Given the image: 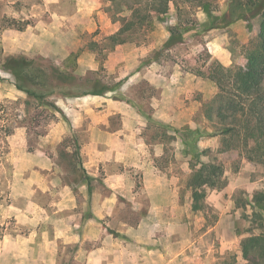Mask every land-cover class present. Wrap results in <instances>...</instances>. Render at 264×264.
Segmentation results:
<instances>
[{"label":"rangeland","instance_id":"1","mask_svg":"<svg viewBox=\"0 0 264 264\" xmlns=\"http://www.w3.org/2000/svg\"><path fill=\"white\" fill-rule=\"evenodd\" d=\"M134 1L0 0V264H88L105 241L117 259L158 249L165 264H246L242 239L264 229L247 203L264 191V163L224 150L204 113L220 91L210 67L244 65L260 18L210 28L198 3L180 0L109 50ZM230 1L215 0L214 13ZM214 160L223 184L195 202L192 165ZM160 177L165 196L150 199ZM155 202L163 209L148 214ZM89 206L112 212L89 228L94 240L81 227ZM51 226L68 239L33 235Z\"/></svg>","mask_w":264,"mask_h":264},{"label":"trees","instance_id":"2","mask_svg":"<svg viewBox=\"0 0 264 264\" xmlns=\"http://www.w3.org/2000/svg\"><path fill=\"white\" fill-rule=\"evenodd\" d=\"M183 1L198 3L209 18L210 28L220 27L221 20L229 25L238 19L260 18L257 39L247 47L244 65L224 66L216 62L210 67L208 77L220 91L208 102L204 113L207 119L220 125L217 130L223 137L224 150L241 149L251 161L264 163V0H231L223 16L214 13L215 0ZM134 3L127 4L130 15L122 16V25L105 38L104 47L112 50L135 39L138 32L153 24L154 17L166 15L172 7L180 10V0H135ZM18 28L22 30L25 25ZM168 29L173 43V36L178 35L177 26L170 25ZM93 45L101 46L97 41ZM106 90L93 93L102 94ZM223 173V163L216 160L203 162L199 167L192 165L190 184L195 202L204 197L205 186H222ZM247 203L254 208L255 218L250 222L264 220V191H256ZM241 246L246 264H264V229L244 237Z\"/></svg>","mask_w":264,"mask_h":264},{"label":"crops","instance_id":"3","mask_svg":"<svg viewBox=\"0 0 264 264\" xmlns=\"http://www.w3.org/2000/svg\"><path fill=\"white\" fill-rule=\"evenodd\" d=\"M123 44H125V43H123ZM113 113H114L113 111H109L105 114L107 115V117H109ZM106 131L111 132V133L116 132V130H111L109 128H107ZM88 177L89 178L84 180V183H85V187L87 188V195L89 196V198L91 200V198L94 197L93 181L97 178L94 174H91V173L88 174ZM109 179L110 178H107V183H108V185H111L110 184L111 182H109ZM162 182H163V178L160 177L159 178L160 186L155 184L156 185L155 190L154 191H150V190L148 191V195H149L150 199L156 200L158 198H163L165 196L164 195L165 194V186H164V182L163 183ZM147 187H148V184H147ZM123 189H124V186H123ZM162 209H163V207L160 206L159 203L155 202L154 205L150 207L148 214L158 213V211H161ZM84 211H85L84 212L85 215L89 216L88 218L86 217L85 219H88L89 221H86V224H84V225L81 223V227L83 228V232H84L83 238L85 237V240H87V239L94 240L95 238H94V236H91V234L89 232V228L100 227L98 222H96L97 220H99L97 218V216H99L100 214H104V213L110 214L112 212L109 209L98 210L95 206H91V208L89 206L87 209L84 208ZM74 226L80 227V225H78V224H76ZM148 226H149V224H148ZM137 227L138 228L141 227V223L137 224ZM101 229H102L103 234L107 233L106 228L101 227ZM132 229H136V227H132ZM47 230L48 229L46 228L42 232H41V230L34 231L35 233L33 235L36 236L37 238L40 237V238L44 239L45 241L49 240L51 242V246H53V242L58 237L68 239V231L67 230H65V232L63 230V232H62V229H61L59 232V230L57 231V228L55 226H51V229H49V231H47ZM124 235L126 237H128L127 234H124ZM77 239H79V240L81 239V242H82L81 235ZM103 243H105V244L95 245L93 247V249L88 251V256H87V263L88 264H122V262L127 263V264H165V261L161 260L162 263H160L159 260L156 258V256H158V254H157L158 252H156V250L159 251L158 249H155L154 251H149V255H150L149 258H148V256L137 257L135 255V252H134V255L132 254V252L131 253L129 252V254L126 256L119 255L122 257V259L121 258L117 259V258L113 257V255L111 254L112 249H110V245L107 243V241H105ZM159 253H160V251H159ZM152 255H154V257ZM120 260H121V262H120Z\"/></svg>","mask_w":264,"mask_h":264}]
</instances>
